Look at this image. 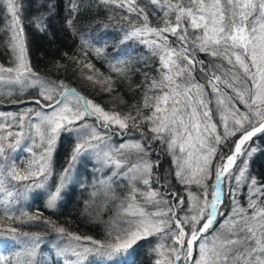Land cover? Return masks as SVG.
<instances>
[{
	"label": "snow or ice",
	"instance_id": "1",
	"mask_svg": "<svg viewBox=\"0 0 264 264\" xmlns=\"http://www.w3.org/2000/svg\"><path fill=\"white\" fill-rule=\"evenodd\" d=\"M0 2L7 13L0 31L5 32L6 46L14 58L13 66L0 65V93L12 95L35 88L38 96L35 110L0 113L11 117L19 129L0 132V193L4 194L0 240L20 246L0 264H37L41 236L21 232L2 220H12L11 206L33 189H42L46 207L55 210L75 163L85 153L113 166L112 176L127 181L128 192L116 205V215L124 226L110 225L101 240L67 233V243L58 248L59 255L72 258L65 264H87L89 255L98 257L95 264H128L127 259L117 257H127L137 241L154 234H163L161 241L171 239L170 244L159 243L152 249L159 257L155 264H264V184L257 186V179L247 174L248 160L256 149L244 147L258 133L264 134V0H147L155 6L153 14L160 21L156 25L137 0H100L136 15L139 24L133 22L123 39L138 40L158 60L157 75L150 79L146 75L142 104L123 114L105 110L63 80L35 72L26 55L21 0ZM78 7L70 0L69 27ZM80 43L87 56L86 50L92 46L83 36ZM94 52L102 54L100 48ZM200 54L210 59H198ZM76 63L93 69L90 62ZM122 64L118 59L110 67L123 74L125 68L117 67ZM197 70L203 82L197 80ZM86 79L97 82L93 75ZM106 90L111 91L110 84ZM144 109H149L147 114ZM214 112L218 121L213 119ZM62 131L74 133L75 141L67 166L49 186L52 156ZM135 134L136 139L112 143V136ZM233 136L237 139L229 153H222L213 164L218 146ZM22 141L28 142L23 150L32 156L23 174L11 157ZM153 141L165 145L175 166L171 174L184 186L187 197L152 187L153 168L159 167L158 160L149 159ZM30 178L35 179L23 192L9 190L11 181ZM209 180L214 182L209 184ZM101 183L105 195L112 194L111 178ZM155 183L164 187L166 179L162 183L157 177ZM245 184L246 206L236 196ZM225 194L231 198V210L218 222L224 216L219 206ZM36 218L27 216L28 220ZM52 227L62 236L66 232L63 227ZM210 228L213 232L206 236Z\"/></svg>",
	"mask_w": 264,
	"mask_h": 264
},
{
	"label": "trees",
	"instance_id": "2",
	"mask_svg": "<svg viewBox=\"0 0 264 264\" xmlns=\"http://www.w3.org/2000/svg\"><path fill=\"white\" fill-rule=\"evenodd\" d=\"M79 6L72 25L69 27L67 20L70 18V0H21L22 23L24 27V38L26 43V55L32 69L40 75L49 77L53 80H63L68 86L76 89L79 93L105 110L126 113L134 110L133 106H139L143 102V89L146 85V75L150 79L157 75L158 60L152 56L145 45L139 43L136 39L124 40V35L132 27L133 22L139 24L136 15L129 14L125 8H118L115 5H104L100 0H75ZM137 4L145 6L150 21L153 25L159 24L157 15L153 14V8L147 4V0H137ZM4 10L0 2V27L3 26ZM124 17H128L125 19ZM84 37L89 41L92 47H89L87 56L84 55V46L80 43V38ZM7 38L5 32L0 31V60L10 58L11 54L7 49ZM94 48H100L102 54L97 56ZM70 57L74 59H70ZM123 61V74L112 71L110 65L117 60ZM198 59H210L204 54H200ZM76 60L84 63L90 62L93 65V72L99 78L105 80L111 86V91L100 93L97 89H86L83 81L75 75L73 66ZM60 65V67H57ZM197 80H202L201 73L197 70L195 73ZM25 102L6 104L0 101V113L20 114L26 109L35 110L38 106L30 100ZM145 114L149 109L143 110ZM8 125L7 128L2 127ZM19 131L13 123L11 117L0 116V132ZM34 134V133H33ZM38 139V138H37ZM27 141H22L20 150L11 154L16 160L17 169L23 174L28 168V162L32 156L23 150ZM73 140L61 135L57 141L52 156V169L54 174L61 172L68 164V156L73 148ZM230 145V144H229ZM249 148H255L251 158L248 160V175L257 179V186L264 184V134H257L249 143ZM230 148V146H229ZM39 151V149H34ZM149 159L158 160L160 168H153L156 180H163L179 190L174 182L171 166L167 163L164 155H150ZM216 159L215 163L217 162ZM35 167V165H33ZM33 179L11 181L8 183L9 190H19L23 192L24 186L31 184ZM43 179V177H40ZM22 202L23 196H20ZM247 197L243 188L242 195L239 196L240 204L247 205ZM4 194L0 193V200H3ZM86 191H78L75 186H71L61 193V199L55 210L46 207V199L41 196H30L19 205H12L11 212L14 214L12 220L3 219L4 225L17 227L21 232L29 234H39L42 239L52 242L58 238H67V233H73L82 237L88 236L97 238L105 234L106 225L101 214L95 210H90ZM20 199V198H19ZM18 199V200H19ZM87 200V201H86ZM224 215L231 210L228 203V196L224 198L221 205ZM89 210V211H88ZM26 214V215H22ZM27 216L37 217L34 220H28ZM0 217H3V205H0ZM19 217V219H16ZM223 216L218 217V222ZM23 221V222H21ZM49 221L50 223H46ZM63 227L66 232L62 236L54 231L52 225ZM213 229H211V233ZM2 251V249H1ZM90 258L88 263L94 262ZM128 264H155L158 259L144 240H139L131 249L127 257Z\"/></svg>",
	"mask_w": 264,
	"mask_h": 264
},
{
	"label": "rangeland",
	"instance_id": "3",
	"mask_svg": "<svg viewBox=\"0 0 264 264\" xmlns=\"http://www.w3.org/2000/svg\"><path fill=\"white\" fill-rule=\"evenodd\" d=\"M3 6V10H4V5L2 3ZM4 19H3V26L6 24V17H7V13L4 10ZM7 49L9 50L10 54L11 51L10 49L7 47ZM13 56L11 54L10 58H4L3 60H0V65H3L5 67H11L13 66ZM75 75H77L85 84V88L86 89H97L100 93H106L109 92L106 89L109 87L107 85V83L105 82L104 79L99 78V76L93 72V70H89L87 68H84L83 65H77V63L75 64V66H73ZM83 73V74H82ZM86 75H93V79L94 81L97 82H92L86 79ZM38 98L37 96V89L35 88H28L25 89L23 92H13L12 95H7L6 93H0V101L9 104V103H17V102H25L30 100L31 102H35V100ZM15 101V102H14ZM213 107H215L213 105ZM241 109L243 110V105H240ZM213 119L215 121L219 120L218 115H216V113H213ZM90 124H94L95 121L94 120H89L88 121ZM64 135L65 138H69L71 140H73V144L75 141V134L74 133H68V132H61L60 136ZM239 134H237L238 136ZM138 136V134H135L131 137H125V136H112V143L114 144H118L120 142H125L128 139H136ZM237 136H233L230 137L226 143H221L218 146L217 149V153H216V158L212 161L213 164H215L216 159L220 157V155L223 153L224 155H227L230 151L229 146L231 147L232 143L234 140L237 139ZM60 138V137H59ZM249 143L250 141L246 142L245 144V148H249ZM230 144V145H229ZM152 149L153 151L151 152L152 156L155 155H164L167 159V163L171 166L172 171H174L175 166L173 164L172 161V157L166 152L165 150V145H163L160 141H153L152 142ZM244 157H239L237 159V165L240 164L241 160ZM156 159H154L155 161ZM159 171H162V173H164L165 170L157 167ZM114 171V167L113 166H105L102 164L101 161L97 160L93 155L87 154L85 153L84 155L80 156L78 158V161L75 163L73 170L71 171V176H70V180L68 181V183L66 184L65 188L63 189L62 192H64L65 190H67L68 188H70L71 186H75L76 189L78 191H86V195L89 197L88 201L86 203H88V205H90V210H95L97 211V213L101 214V218L104 221V224L106 225L105 229V234H102L101 236L95 238L97 240H101V239H105L106 238V233L109 231L110 225L115 224V226L117 227H123V223L119 220V218L116 215L117 212V203L119 202L120 199H122L124 197V195L128 192V188L126 187L127 185V181L122 179L120 176H112V173ZM120 171H123V169H120ZM233 171H235V167L233 168ZM248 174V173H247ZM109 178H111V183H112V194L109 195H105V185L101 183L102 180H108ZM174 182L178 185L179 190H175V192L178 193V195L180 196H184L187 197V193L184 191V186L177 183L176 179L173 177ZM57 180V175L53 173L52 177L49 179L48 181V185L51 186L53 182H55ZM161 180V179H160ZM162 183H164L163 180H161ZM214 182V180H209V184H212ZM139 187L143 188L144 186L142 184L138 185ZM153 188H159L161 192H166L169 189H171L172 191H174V187H172L171 185H168V183L166 182L164 187H160V185H157L155 183V180L153 179V184H152ZM193 191L196 190V186L192 185L191 186ZM232 187H235V183L233 182ZM243 188L245 189V193L246 196H248V185L245 184L243 186L240 187L239 191L236 193L237 199L239 200L240 203V199L239 196L242 195V191ZM24 191V189H23ZM95 193V195H94ZM30 196H41L45 199H47L46 194L44 193V191L42 189H33L32 191H30L27 195V197ZM228 196V195H227ZM226 197V194H225ZM224 197V198H225ZM20 199L18 200L17 203H15L14 205H19V202L21 200V197H19ZM15 199V198H14ZM139 199V197H138ZM26 199H22V202L25 201ZM20 202V203H22ZM91 202V203H90ZM228 203L231 205V198L228 196ZM151 207V206H149ZM221 208V205L219 206ZM230 213V212H229ZM228 213V214H229ZM228 214H225L222 217V220H224V217L227 216ZM220 221V222H221ZM211 229L210 228L208 230V233H205V235H210L211 234ZM163 234H154L151 235L144 240L147 244H149L151 250L153 248L156 247L157 244L159 243H164L165 245H168L171 243V239L170 238H165L164 240H160L159 236H162ZM94 239V238H93ZM138 242V241H137ZM67 243V238H58L52 242H49L47 240H44L41 238V243H40V247L38 249V254L36 256V261L37 264H65V260L66 259H72L71 257H65V256H61L58 254V248L60 246H63ZM83 243H88L86 241H84ZM2 249V251H1ZM20 250V246L15 244L12 241H5V240H0V261L3 260L4 257H11L15 254L16 251ZM154 252V251H153ZM157 255V254H156ZM90 258H97L94 255H89L88 260ZM119 258H123V257H119ZM157 258H159L157 256ZM95 259H93L94 261ZM96 261V260H95ZM95 261L92 263H88L87 264H95Z\"/></svg>",
	"mask_w": 264,
	"mask_h": 264
},
{
	"label": "bare ground",
	"instance_id": "4",
	"mask_svg": "<svg viewBox=\"0 0 264 264\" xmlns=\"http://www.w3.org/2000/svg\"><path fill=\"white\" fill-rule=\"evenodd\" d=\"M259 134V133H258ZM91 203V202H90ZM89 211V210H88Z\"/></svg>",
	"mask_w": 264,
	"mask_h": 264
}]
</instances>
